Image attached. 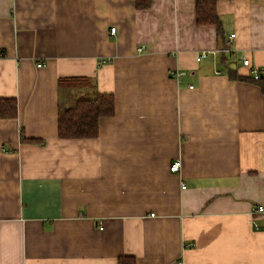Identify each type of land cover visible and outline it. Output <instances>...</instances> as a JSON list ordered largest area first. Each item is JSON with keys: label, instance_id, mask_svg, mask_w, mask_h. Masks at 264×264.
I'll return each mask as SVG.
<instances>
[{"label": "crops", "instance_id": "1", "mask_svg": "<svg viewBox=\"0 0 264 264\" xmlns=\"http://www.w3.org/2000/svg\"><path fill=\"white\" fill-rule=\"evenodd\" d=\"M217 10L221 37L195 0H0V264H264V95L229 77L264 76V0ZM65 77L114 95L97 138H59Z\"/></svg>", "mask_w": 264, "mask_h": 264}, {"label": "trees", "instance_id": "2", "mask_svg": "<svg viewBox=\"0 0 264 264\" xmlns=\"http://www.w3.org/2000/svg\"><path fill=\"white\" fill-rule=\"evenodd\" d=\"M153 0H135L138 10L149 9ZM220 0H195L196 24L198 26H214L219 37L223 35V25L218 14L217 5ZM233 80H240L257 85L264 95V76L255 80L250 76L229 72ZM59 118L58 135L62 140L95 139L99 135L102 118L115 115L116 101L112 94L100 93L94 81L86 77H65L59 81ZM17 102L14 99L0 101V116L16 118ZM118 264H135L134 258L124 257Z\"/></svg>", "mask_w": 264, "mask_h": 264}, {"label": "built area", "instance_id": "3", "mask_svg": "<svg viewBox=\"0 0 264 264\" xmlns=\"http://www.w3.org/2000/svg\"><path fill=\"white\" fill-rule=\"evenodd\" d=\"M112 33L115 34L116 32V28H113L111 30ZM232 37H234V35H232ZM143 49V48H142ZM142 49H139V51H141ZM217 52L219 53H222V54H229V53H232V51L228 48H224L222 50H218ZM208 56V53L207 52H203L201 53L198 58H197V61H202L204 60L205 58H207ZM242 62V65L248 69H252L250 70V76L253 77L255 80H258L259 77H260V73L257 69H254L252 68L251 66V62L249 59L247 58H243V60L241 61ZM44 65L42 63H39L38 64V67L41 68L43 67ZM187 75V72L185 71H181V70H172L170 71V76L174 79H176L177 81L181 80L183 77H185ZM193 87L191 86V89ZM181 166H182V161L180 159H175L174 162L172 163L171 167H170V171L172 173H178L181 169ZM182 188H186V185L185 184H182ZM253 213L254 215L255 214H262L264 213V205H259V206H256L253 210ZM257 227V225H256ZM178 264H183L182 262L178 263Z\"/></svg>", "mask_w": 264, "mask_h": 264}]
</instances>
